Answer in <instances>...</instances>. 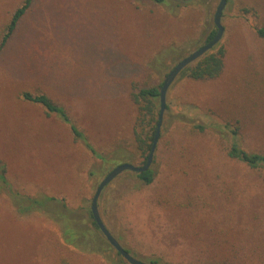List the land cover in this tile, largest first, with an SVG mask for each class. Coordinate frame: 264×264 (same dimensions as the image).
I'll return each mask as SVG.
<instances>
[{
	"label": "rangeland",
	"instance_id": "1",
	"mask_svg": "<svg viewBox=\"0 0 264 264\" xmlns=\"http://www.w3.org/2000/svg\"><path fill=\"white\" fill-rule=\"evenodd\" d=\"M19 1L0 0V30ZM167 2L34 0L0 51V264H109L64 245L54 223L37 212L18 215L10 200L31 197L59 211L45 201L51 196L89 209L110 170L141 166L130 94L162 83L204 44L219 0ZM221 25L222 73L204 81L177 76L167 90L153 183L125 171L97 201L107 230L144 263L264 264V167L227 156L233 141L264 153V40L255 31L264 29V0H230ZM23 92L63 106L101 159L55 115L22 101Z\"/></svg>",
	"mask_w": 264,
	"mask_h": 264
},
{
	"label": "trees",
	"instance_id": "2",
	"mask_svg": "<svg viewBox=\"0 0 264 264\" xmlns=\"http://www.w3.org/2000/svg\"><path fill=\"white\" fill-rule=\"evenodd\" d=\"M158 5L167 6V0H153ZM230 0H227L229 2ZM34 0H20L17 6L10 12L8 19L4 23L0 30V51L3 50L13 39L22 19L26 16L29 10L32 8ZM256 34L264 40V29H255ZM215 34V29L212 30L204 44L212 39ZM225 49L223 45L218 42L209 51L202 55L199 59L185 67L178 76H184L194 81L212 80L217 78L223 71L224 67ZM162 83L157 86H151L146 88H139L132 91L130 96L132 102L137 107V116L134 121L133 128V140L136 151L142 157L141 166L144 165L146 158L149 154L151 144L153 141L155 127L157 124V116L159 111V89ZM21 100L29 104L37 105L45 110L46 115H55L62 123L69 127L73 140L81 142V144L96 158L101 159L95 152L94 148L87 141L84 134L77 128L74 123L68 117L63 106L53 101L47 94L37 92L31 94L30 92L21 93ZM170 109V104H165V112ZM187 114V113H186ZM185 116L183 113H177L173 115L175 119H182ZM166 115L162 124H166ZM196 128L202 130L201 126ZM226 129L222 127L221 130ZM232 134H236V130H231ZM117 151V150H115ZM125 154V152H124ZM128 157H131L125 154ZM227 156L238 162H241L251 169L258 167H264V153L248 152L241 148L239 143L233 141L227 148ZM103 159V158H102ZM113 156L109 159H103L111 161ZM102 160V162H103ZM154 158L152 159V164ZM151 164V166H152ZM149 167L142 173H137L136 178L138 181L148 186L153 183L155 179V171L152 167ZM0 177L3 179L4 168L0 164ZM8 196L10 193L7 194ZM16 196V195H15ZM15 196L13 198H15ZM9 199H12L9 197ZM37 199H31V197H23L17 195L16 199L10 200L14 205L18 215H29L37 212L43 215L47 220L54 223L58 229L60 239L62 243L72 249L85 253H98L109 263L115 264L110 256V253H114L116 257H119L123 264H128L106 241L104 236L100 233L96 223L94 222L90 208H80V210L71 209L68 207L66 201L62 198H54L46 196L45 201L54 202L59 208L48 209L46 206L42 209L37 207ZM63 211H61V210ZM85 210L86 214H83ZM44 211V212H43ZM54 212V213H53ZM87 222L90 227H88ZM126 251V248H123ZM128 250V249H127ZM150 264H158L156 260H150Z\"/></svg>",
	"mask_w": 264,
	"mask_h": 264
},
{
	"label": "water",
	"instance_id": "3",
	"mask_svg": "<svg viewBox=\"0 0 264 264\" xmlns=\"http://www.w3.org/2000/svg\"><path fill=\"white\" fill-rule=\"evenodd\" d=\"M227 0H219L217 7L215 9L213 15V25L215 27V34L212 39L205 44H203L198 49L194 50L187 56L180 59L167 73L165 76L162 85L159 89V111L157 116V124L155 127V133L153 137V141L151 144V148L149 154L146 158V161L143 166L135 167L133 165L123 163L112 170H110L106 176L99 182L96 190L93 194L91 204H90V212L94 222L96 223L100 233L104 236L108 244L128 263V264H150L141 262L135 258H133L127 251L123 249V247L118 243V241L111 235V233L107 230L105 225L103 224L101 217L99 215L97 209V201L101 194V191L107 186L112 180H114L120 173L129 171L133 173H142L146 171L152 163L153 153L156 147V143L159 139L160 127L162 123L163 113L165 111L166 104V94L169 86L175 80V78L179 75V73L188 65L199 59L202 55H204L207 51H209L213 46H215L222 38L224 29L221 25V15L226 6Z\"/></svg>",
	"mask_w": 264,
	"mask_h": 264
}]
</instances>
